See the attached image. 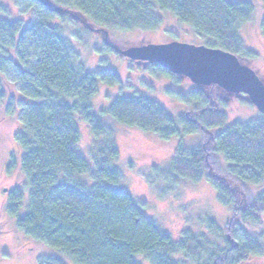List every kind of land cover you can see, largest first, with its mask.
I'll return each mask as SVG.
<instances>
[{"label": "trees", "instance_id": "obj_1", "mask_svg": "<svg viewBox=\"0 0 264 264\" xmlns=\"http://www.w3.org/2000/svg\"><path fill=\"white\" fill-rule=\"evenodd\" d=\"M21 0H0V108L19 119L16 144L21 153L23 181L7 195L8 215L16 229L46 244L72 264H242L264 256V231L251 232L264 218V191L251 201L235 180L264 184V117L228 125L224 92L194 85L189 91L168 88L166 94L188 107L174 116L159 102L144 96L108 97L109 107L97 110L94 99L99 84L121 87L112 68L89 71L79 52L64 37L63 23L70 15L86 32L158 31L172 13L178 22L220 48L254 61L240 35L241 26L255 12L252 2L231 0H25L37 7L36 20L16 17ZM264 4V0H260ZM83 20L85 22L82 23ZM264 35V20L262 22ZM106 43V42H105ZM112 53L120 54L110 45ZM149 78L166 79L181 86L183 78L163 67L134 61ZM113 98V100H112ZM117 123L155 133L163 140L182 135L209 137L216 152L228 163L229 176L214 173L210 148L190 150L180 145L171 163L174 176L199 183L206 180L216 190L221 205L233 213L226 230L212 218L206 232L189 230L174 240L145 214L146 203L115 186L122 180L116 167L120 150L115 130L101 116ZM83 124L94 135L88 156L79 152ZM220 130V131H219ZM98 142V140H102ZM15 161L10 168H14ZM22 210L24 213L22 214ZM39 264H67L58 256H44Z\"/></svg>", "mask_w": 264, "mask_h": 264}, {"label": "rangeland", "instance_id": "obj_2", "mask_svg": "<svg viewBox=\"0 0 264 264\" xmlns=\"http://www.w3.org/2000/svg\"><path fill=\"white\" fill-rule=\"evenodd\" d=\"M234 2L249 1L255 6L251 20L241 26L240 35L244 46L257 53L254 61L244 62L256 71L264 81V35L262 22L264 20V4L260 0H231ZM15 8L16 17L34 22L37 7L29 6L28 2L21 0ZM158 14L164 19L160 30L122 32L113 30L109 32L108 44L120 49L143 46L148 44H168L181 42L194 45H206L207 40L199 38L189 27L178 22L170 12ZM56 24L61 27L64 37L67 38L79 52L81 61L89 71L101 68L114 69L122 79L121 87H110L99 84V94L94 99L97 110L109 107L111 100L120 95L144 96L151 98L163 105L174 116L184 115L188 107L170 98L166 94L168 88L189 91L194 84L183 78L181 86L166 79L149 78L148 74L141 72V67L134 61L117 56L106 45L105 33L86 32V27L74 20L71 16L64 23L57 19ZM226 101L225 112L228 115V125L233 122H250L264 117L258 109L250 103L245 95H232L224 93ZM112 98V100H113ZM102 121L115 130L116 144L120 150V159L116 167L122 173V180L115 186L122 189L139 203H146L145 214L155 220L176 241H181L185 233L191 230L194 233L206 232V219L212 218L218 224L230 230L233 226V213L228 207L220 204L215 188L203 180L192 183L188 180L174 176L171 163L177 149L184 145L190 150L210 148L209 163L214 173L228 174V163L223 156L215 150L209 137L202 134L182 135L170 140H163L155 133H147L123 126L114 121L110 116H101ZM19 131V119L7 117L0 108V204L6 197L3 188L13 189L23 181L21 172V153L16 144V134ZM220 131V130H219ZM94 135L83 124L82 141L79 152L88 156L93 146ZM98 140V142H102ZM15 161L14 168H10ZM236 184L244 190L248 201L264 191V184L254 186L240 180ZM1 209L0 218V264H39L44 256H58L67 264H72L69 259L51 249L46 244L32 240L16 229L17 219L8 215L7 208ZM24 210H22V214ZM260 226L252 228L251 232L260 235L264 231V218ZM232 225V226H231ZM183 264H195L191 259H185ZM143 264H149L141 260ZM242 264H264V256L249 258Z\"/></svg>", "mask_w": 264, "mask_h": 264}, {"label": "water", "instance_id": "obj_3", "mask_svg": "<svg viewBox=\"0 0 264 264\" xmlns=\"http://www.w3.org/2000/svg\"><path fill=\"white\" fill-rule=\"evenodd\" d=\"M48 5L47 0H37ZM81 19L76 13L62 8H52ZM82 23L85 24L83 20ZM106 43H108V32ZM121 56L132 61L159 65L175 76L186 78L196 86L218 88L226 94L245 95L252 105L264 115V81L251 67L243 64L237 55L220 48L181 42L148 44L120 49L112 46Z\"/></svg>", "mask_w": 264, "mask_h": 264}, {"label": "flooded vegetation", "instance_id": "obj_4", "mask_svg": "<svg viewBox=\"0 0 264 264\" xmlns=\"http://www.w3.org/2000/svg\"><path fill=\"white\" fill-rule=\"evenodd\" d=\"M11 189L8 188H3V194L6 197V199H4V203H1L0 206L2 209L6 208V204H7V195L10 193ZM0 214H1V209H0ZM1 218V216H0Z\"/></svg>", "mask_w": 264, "mask_h": 264}]
</instances>
